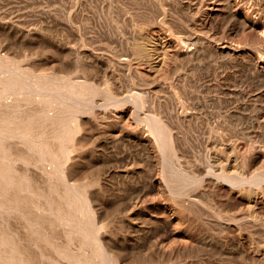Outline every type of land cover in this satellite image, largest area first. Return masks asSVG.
I'll use <instances>...</instances> for the list:
<instances>
[{
	"label": "bare ground",
	"instance_id": "obj_1",
	"mask_svg": "<svg viewBox=\"0 0 264 264\" xmlns=\"http://www.w3.org/2000/svg\"><path fill=\"white\" fill-rule=\"evenodd\" d=\"M88 1L110 18L106 36L120 45L115 64L99 54L105 35L89 24L96 12ZM55 5L56 14L45 11L42 23L56 27V63L40 71L21 69L0 53V264H139L103 236L106 202L78 182L76 152L97 135L117 144L125 176L130 171L137 178L126 205L167 215L153 220L162 255L197 264L236 257L264 264V243L249 233L264 234L261 144L233 152L232 164H192L177 177L168 167L185 155L184 127H196L199 119L207 130L242 131L258 123L253 109L264 95V0ZM150 19L178 22L186 34L143 33L141 23ZM128 22L138 30L125 29ZM240 30L255 37V50L235 43ZM77 61L91 72L77 75ZM116 68L131 81L129 90ZM144 78L151 86L134 81ZM161 82L165 89L158 98L152 88ZM253 135L264 142L263 135ZM185 183L209 197L208 213L198 209L200 200L184 190ZM202 219L218 231L193 230L194 220Z\"/></svg>",
	"mask_w": 264,
	"mask_h": 264
},
{
	"label": "rangeland",
	"instance_id": "obj_2",
	"mask_svg": "<svg viewBox=\"0 0 264 264\" xmlns=\"http://www.w3.org/2000/svg\"><path fill=\"white\" fill-rule=\"evenodd\" d=\"M56 1L57 0H0V29L6 27L2 31L0 30V53L5 54L8 60L16 64L18 68L40 71L56 63L55 59L57 58V52L54 48L57 39L56 27L51 23L49 28L45 29L42 23L45 11L49 10L48 12L52 16L56 14ZM88 4L94 13L96 12L93 19L89 21V24L93 26V29L98 35L102 33L106 37V39L104 37L101 39V42L98 43V48H100L99 54L107 59L109 63H114L113 58H116L120 50V45L116 43L113 38L106 36L112 29L108 24L110 18L107 19L105 14L102 15L99 10L100 8H98L99 6L95 5L94 1H88ZM83 20L84 19H82V22L85 24L88 22V20ZM138 23L140 22L138 21ZM172 24L173 23H161L152 19H150V21L145 20L141 23V26H143L141 31L143 33L160 32L173 36H184L186 34L182 29L183 25L180 23L178 24V22L173 24V26ZM176 24L180 25V27ZM7 28L8 30H6ZM177 28H179L178 32L176 31ZM125 29H134L137 31L138 27L128 22L125 25ZM261 35H264V23L261 24ZM235 39L237 45H246L247 48L255 50L257 43L254 36L248 35L240 30L237 32ZM122 46L124 47L123 49H125V45ZM122 52H124V50ZM262 58L264 59V55ZM77 64L79 65H77L75 70L79 76H86L92 70L90 67L82 65L79 61H77ZM119 68L118 70L116 68V72L119 74L121 80H123L124 89L129 90L131 81L128 78L126 79L124 72ZM102 79V77L97 78L96 83L100 86L104 84V79ZM145 79L147 78L138 79L139 81L134 79V81H137V84H141L145 87L149 86V80ZM143 81L144 84L141 83ZM162 88L165 89V85L162 82L152 88L158 98H162L164 92ZM255 104L256 107L253 109V119L255 123L256 120L258 123L246 130H226L222 128L207 130L203 127L204 125H202V119L198 120L201 124H197L196 127H194L193 124L184 127L185 141L187 143L185 155L178 162L172 160L168 163L171 175L177 177L181 172L187 171L192 164L213 168L218 166L219 163L223 164L225 161L228 164H232L234 163L233 160H235L234 156L236 152L237 154L241 153L247 147L246 145L251 146L255 142L261 144V148L263 147L264 149V142L262 143L258 141V139L254 141L255 137L258 136L253 135L256 133L264 136V95L258 97ZM131 121L130 125L132 126L133 121L132 123ZM97 136L89 137L83 142L81 148L76 152V165L82 170L79 174L80 177L78 182L84 186L83 188L85 190H91L96 196L103 198V202H106L104 227L101 230L106 240L111 246H116V248L114 247L115 250L126 254L128 258L133 259L139 264H197L196 262L191 263V260L174 259L173 257L162 255L160 251L156 250L155 244L157 243L159 234L154 230V216H156L157 222L167 217V215L162 211L153 212L144 205L143 207L126 205V201L132 193L131 187L134 185L137 178L131 176L130 174L134 173L130 171L128 175L125 176L126 168L122 165L121 161H119L120 153H118L119 148L117 144H105L104 141ZM216 139H218L217 142ZM218 156H224L225 160H220ZM260 164L257 162L255 169H257ZM262 166L264 167V163ZM137 174L140 175L139 173ZM127 178L129 180L125 182ZM183 188L185 191L196 195L200 200L196 203L198 209L205 214L206 212L208 213L206 204L210 199L209 197L207 199L205 198V193L202 189L195 188L194 185L188 183L183 184ZM106 204H108V207ZM168 217L170 218V215H168ZM187 217V215L184 216V222ZM191 227L195 231L216 232L219 229L218 225L213 223V221L210 220V223H207L204 219L194 220ZM249 233L253 241L258 244L264 243V234L253 233L252 231H249ZM162 238L167 242L171 239L165 236ZM46 249L49 251L48 247ZM66 262L69 264L68 261ZM44 264L50 263L45 262ZM206 264L258 263L257 260L252 261L251 259L236 257L234 259H225L222 263L213 261L211 263L207 262Z\"/></svg>",
	"mask_w": 264,
	"mask_h": 264
}]
</instances>
